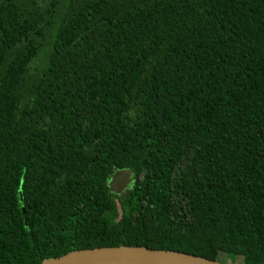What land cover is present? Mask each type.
Segmentation results:
<instances>
[{
	"label": "trees",
	"instance_id": "obj_1",
	"mask_svg": "<svg viewBox=\"0 0 264 264\" xmlns=\"http://www.w3.org/2000/svg\"><path fill=\"white\" fill-rule=\"evenodd\" d=\"M118 246L264 264V0H0V264Z\"/></svg>",
	"mask_w": 264,
	"mask_h": 264
},
{
	"label": "water",
	"instance_id": "obj_2",
	"mask_svg": "<svg viewBox=\"0 0 264 264\" xmlns=\"http://www.w3.org/2000/svg\"><path fill=\"white\" fill-rule=\"evenodd\" d=\"M128 170L114 171L107 183L110 193L119 194L130 182ZM40 264H226L169 250L118 246L75 250L60 257L43 259Z\"/></svg>",
	"mask_w": 264,
	"mask_h": 264
},
{
	"label": "rangeland",
	"instance_id": "obj_3",
	"mask_svg": "<svg viewBox=\"0 0 264 264\" xmlns=\"http://www.w3.org/2000/svg\"><path fill=\"white\" fill-rule=\"evenodd\" d=\"M223 258V256H221L219 259H220V261L219 262H225V263H228V264H237V262L236 261H233L232 260V258H228V257H226L225 259L227 260H225V259H222Z\"/></svg>",
	"mask_w": 264,
	"mask_h": 264
},
{
	"label": "flooded vegetation",
	"instance_id": "obj_4",
	"mask_svg": "<svg viewBox=\"0 0 264 264\" xmlns=\"http://www.w3.org/2000/svg\"><path fill=\"white\" fill-rule=\"evenodd\" d=\"M124 191V190H123ZM123 191H121L120 193H123Z\"/></svg>",
	"mask_w": 264,
	"mask_h": 264
}]
</instances>
